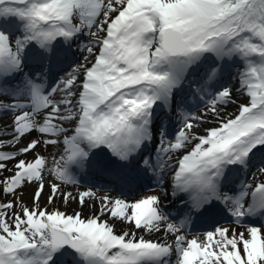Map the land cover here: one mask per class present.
I'll list each match as a JSON object with an SVG mask.
<instances>
[{
    "label": "snow or ice",
    "instance_id": "snow-or-ice-1",
    "mask_svg": "<svg viewBox=\"0 0 264 264\" xmlns=\"http://www.w3.org/2000/svg\"><path fill=\"white\" fill-rule=\"evenodd\" d=\"M10 25L19 34L13 35ZM85 35L90 39L80 44ZM74 44L94 60L85 57L67 78L46 84L61 57L74 55ZM236 62L239 88L249 101L234 118L193 135V121L201 117L185 111L189 98L210 96L207 103L216 114L217 105L231 102L233 89L224 82ZM58 92L62 99L54 97ZM0 96L9 98L0 100V111L18 113L13 140L0 141V172L11 173L0 179V191L15 196L25 184H37L32 208L17 198L21 212L9 216L14 202L0 203V264H171L174 253L176 264H264V235L256 227L248 230L249 238L221 227L207 231L203 240H189L182 232L194 216L226 210L240 222L264 215V182L249 192L247 181L236 188L231 180L233 171L255 166L256 152L264 149V0H0ZM158 109L176 111L182 127L174 142L159 132L161 147L153 161L146 148L163 126ZM66 121L74 122L71 135L60 123ZM33 131L49 138L3 150ZM61 142L63 154L48 169L60 182L48 185L49 204L57 195L73 199L71 192L60 191L61 184H77L84 177L76 173L85 169L115 174L128 184L159 173L162 184L167 167L172 195L188 197L180 216L173 221L156 195L133 202L105 195L99 213L88 218L41 209L47 159L19 157L35 153L41 143ZM169 153L183 154L173 164ZM257 171L264 175V158ZM95 196L85 189L78 201L82 206ZM104 215L137 230L163 229L174 242L117 234Z\"/></svg>",
    "mask_w": 264,
    "mask_h": 264
},
{
    "label": "rangeland",
    "instance_id": "rangeland-1",
    "mask_svg": "<svg viewBox=\"0 0 264 264\" xmlns=\"http://www.w3.org/2000/svg\"><path fill=\"white\" fill-rule=\"evenodd\" d=\"M17 34H19V33H17ZM88 39H90V37H87V35H85L84 37L81 38L80 44L87 43ZM76 47H77V45H76ZM79 54H80V56H79V58L76 59L75 63L73 64L72 69H74L75 66L78 65V64H84V63H86V61L84 59L85 57H88V60L89 61H93L94 60V57L93 56H90L82 48L79 49ZM237 75H238V73L235 75V78L237 77ZM80 78L78 79L77 83H79L80 81H82V78H83L82 75L80 76ZM234 83H235V85H239V84H237L238 83V80L235 81V82H233L232 84H234ZM228 87L232 88V85L231 86H228ZM73 91H76L77 92V91H79V89L74 88ZM239 99H242L243 101H241V103H239L240 102V101H238ZM230 101L231 102H229L227 104H219V105H217V113L216 114H213V113L210 112V107L211 106L208 103H204L203 105H201L200 106L201 109L199 108V109L195 110L192 113V115L193 116H200L201 117V120H199V121H193V123L195 124V127L192 129L193 135H204V134H206V132H207L208 129L214 128V127H219L222 120H226L228 118H233L235 115L238 114L239 106L241 104L247 103L249 101V97L246 94H241L240 92H238L237 94L236 93H233L232 97L230 98ZM211 119H213V120L211 121ZM180 127H182V123H180V126L177 128L176 133L178 132V130L180 129ZM70 133H71V130H70ZM165 141H168V140H165ZM171 141L174 142V137L171 139ZM195 142L196 141H193L192 144H189L187 146V149H189V148L191 149V147L194 146V143ZM170 154L171 153H169V155ZM5 175H6L5 173L0 172V179H2ZM51 176H52L51 177V182L52 183L53 182L60 183L59 181H57L55 179L54 174H52ZM249 181H250V185L253 186V189L252 190H254L255 186L258 183L264 182V175H261L260 172H258L257 170H255V172L251 175ZM44 185H45V183H44ZM74 186H76V185H74ZM36 187H37V184L36 183H28V184H25L22 188H20L15 193V196L7 195L3 191H0V196L2 195V197L5 200L4 202H1V203H5V202H8V201H13L14 204H15V207L11 210V212H9V216H11L12 213H14V212H21V204L16 202L17 201V198H19V201L22 202L23 205H25V206H27L29 208H32L34 206L33 205L32 196H33V193H34ZM76 187L70 186L68 184H61L60 191L61 192H73V189H76ZM77 188H79V187H77ZM86 189H88V188H86ZM81 191H83V190H81ZM50 192H51V189L45 185L44 190H43L42 195H41L40 200H39V206H40L41 209L46 208L49 212H52L54 210L59 209L60 211L65 212V213H67L69 215L74 214L76 212H80V213H82V216L84 218H88V217H90V216L93 215V213L90 212V209L89 210H86L84 212H81L78 209H73V210L61 209V206L55 205L58 202H61V203L64 202L65 203V200L60 195H57L56 198H55V200L53 201V203L49 204L48 203V197L50 195ZM160 194H162V192H160ZM75 196L77 197V195H75ZM90 199L93 200L95 198H90ZM139 199H141V198H139ZM135 200L136 199H134L133 201H135ZM72 202L76 203L77 204L76 206L80 205L79 201L76 198H74L72 200ZM86 204L88 205V201H87ZM91 205L92 204H90V206ZM104 219L105 220H110L112 218H110V216H108V215H105ZM111 221L113 222V224L115 226H117L120 223H124V224H126V226L128 228V229H126V231L137 233V229H135L133 226H131V225L125 223V222H122V221H119V220H115V219H113ZM225 221H226L227 224L220 223L221 225H219V227L229 229V235H231L233 233H236V234L243 233L244 236H245V238H249V231L248 230L251 227H248V228L246 227L245 228V227H241V226H238V225L233 224V222L231 220H230V222H227V220H225ZM253 227H256V228L260 229L261 235H264V225H259V226L258 225H254ZM140 230H141L140 232L142 233V235L144 233L149 234V236H150V234L153 235V232H148V231L143 230V229H140ZM205 233L206 232H201L200 234H194L192 237H190V236H186V237L189 240L192 239L193 237H197L199 240H203ZM139 237H141V236L138 235L137 238H139ZM173 240H174V238H173ZM175 259L176 260H175L174 264H176L177 256H175Z\"/></svg>",
    "mask_w": 264,
    "mask_h": 264
},
{
    "label": "bare ground",
    "instance_id": "bare-ground-1",
    "mask_svg": "<svg viewBox=\"0 0 264 264\" xmlns=\"http://www.w3.org/2000/svg\"><path fill=\"white\" fill-rule=\"evenodd\" d=\"M79 56H80V54L78 52L75 55L74 59L79 58ZM71 62L68 64V66L71 64ZM66 69L61 72V74L57 77V79L58 78H67V73H69V72H71L73 70L72 67H71L72 70L71 69L70 70H66ZM52 84H53V82H52ZM237 92H240V88L239 89L237 87L236 88H233V93H236L237 94ZM63 95L64 94L62 92H58V93L54 94V97L56 99H62L63 98ZM8 99L9 98H7V97L0 96V100H4V101L7 102ZM73 99L75 101L76 98L74 97ZM25 110L31 111V109H25ZM16 114H18V113L17 112H7L6 113L4 111H0V141L13 140L11 124H12L13 118H14V116ZM44 114L45 113L43 111L41 113H38L36 115V119L38 121H40L41 120V117ZM212 120L213 119H211V121ZM60 123H63L64 126H66V127L69 128V131L67 133H65V135H71L72 132L70 133V130L72 129V125H73L74 122L66 121V122H60ZM48 138L49 137H42L37 131H33L30 136H26L23 139H21V141L18 144L15 143V142H13L11 145L5 144L3 150H5V151L15 150V149H17L19 147H22L24 144H26L31 139H41V140H45V139H48ZM60 139L62 141V136H61ZM188 150H190V148ZM61 154H63V144H62V142L61 143H58V144H55V145H50V144H47V143H41L37 147L35 153H29L26 157L25 156H21L19 158L31 160L34 155H42V156L46 157L47 164H46V168H45V171H44L43 175H44V183L48 187V185L50 183H52L51 182V177H52L51 175H52V173H50L48 171V169L51 168V167H53V161L54 160H58L59 159V156ZM182 154L183 153H175L174 154V158L172 159L173 160V164H175V157H177L179 155H182ZM13 163H15V161H13ZM8 168L9 169L12 168V163H9L8 164ZM3 173L6 174L4 177H6L7 175L9 176L11 174L8 171H4ZM171 185H172V180L171 179H170V182L167 181L165 183V187H169ZM70 186H73V187H76L77 186V187H79V188L76 187V189H73V192H71L72 193V196H73V199L76 198L77 200H78V194L80 192H82L81 190L84 191L86 189L83 186L81 187V185H79V186L78 185H76V186L70 185ZM92 190L94 192H96V196L94 197L95 199H93V200H91L90 198H87L86 203L88 201V205L86 203H84L82 206L81 205L76 206L77 204L74 203V202H72L73 199L72 200L69 199V200L65 201V203L64 202H62V203L61 202H58L55 205L61 206V209H65V210L78 209L81 212H84V211L90 209V212H92L93 215H94V214H98L99 213V210H100V207H101V197L107 195V196H109V197H111L113 199L120 198V196L113 195V194L109 193V191H111L110 189H108V192L107 191L105 192L103 190H98V189H92ZM75 195H77V197ZM169 198L171 200H174V196H172V191H170V195L168 197H166V198L160 197L159 198L160 199V204H163V203L165 204L166 200H169ZM122 199L127 200L126 198H122ZM4 201L5 200L2 197V195H1L0 196V203L1 202H4ZM132 202H133V200H132ZM89 203L92 204V205L90 206ZM104 217H105V215L102 216L101 219L102 220H105ZM111 220H113V219H110L108 221H109V223H112L113 224V222ZM126 229H128V228H127L126 224H124V223H120L117 226H115V228H114V230H115V232L117 234L121 233L122 231H126ZM140 231L141 230H137L136 236L137 237H138V235L139 236H142L144 239H147V240H161V241H167L168 243L171 244V243L174 242L173 238L175 239L174 235H172V234H165V232L163 231V229L161 230V232H158V234H157V232L156 233L153 232V235L150 234V236L147 233H144L142 235V233Z\"/></svg>",
    "mask_w": 264,
    "mask_h": 264
}]
</instances>
